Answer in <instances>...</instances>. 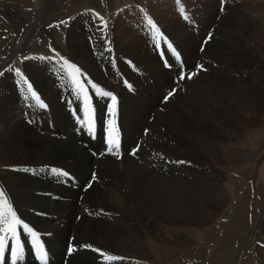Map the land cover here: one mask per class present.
I'll return each mask as SVG.
<instances>
[{"label": "rangeland", "instance_id": "rangeland-1", "mask_svg": "<svg viewBox=\"0 0 264 264\" xmlns=\"http://www.w3.org/2000/svg\"><path fill=\"white\" fill-rule=\"evenodd\" d=\"M75 1L48 0L47 5L37 15L36 7L44 4L40 0H0V110L9 114L13 107L14 115L19 117L22 127L28 133L26 139L32 145L31 148L51 151L52 158L49 157L47 161L52 163L54 169L69 172L67 174L71 176L73 182H70L68 188L56 184L54 181L64 176L55 175L51 172L53 168L50 167L37 168L38 170L29 174L35 179L52 181L51 183L65 188L66 191L76 192L74 201L70 204V219L61 218L59 215L55 216L56 221L61 222L58 227L66 226L63 221L68 222L71 227L72 232H69L70 235H66L70 237V244L67 245L59 230H55V234H45L39 233L40 230L31 226V229L38 234L39 241L19 227L17 229L18 239L24 251L23 260L18 264H38L35 262L30 248L32 239L36 242L35 253L39 254L40 243L44 245V250L49 257L48 264H65L69 259L70 262L79 264L77 258L83 252L87 253L86 264H261L264 261L262 259L264 258V151L257 160L258 163H255L253 173L250 172L251 168L248 169V166L241 163L245 161L244 158H250L249 155L252 159L264 142V137L261 138L264 134V60L261 61L257 57L251 60L259 68V72H253L252 75L249 73L250 70L243 74L230 72L228 66L217 65V62L213 63V67L210 68L207 50L209 45L214 46L216 39L222 37L217 29L219 21H222V17L225 15H231L230 12L237 9L239 3L244 4V7L238 9L239 12L242 11L228 24L232 26L228 34L230 39L227 38V40L231 44L236 36L242 34L243 29V34L248 37L253 35V42H256L257 36L263 37L261 42L263 44H259L264 46V22L263 28L250 25V23L264 21V0H179V2L178 0H98L102 4L105 2V7H96V9L83 8L88 5L86 0L78 1L79 3ZM56 2L62 8L72 6L73 2L76 3L72 8L74 16L54 20L51 13L55 15L62 10L61 8L56 9ZM158 7L161 9L156 10L155 8ZM181 8L184 10L183 14ZM35 12L37 19L32 28L33 32L30 31L29 26ZM83 13L90 16L83 15ZM255 13L258 14L256 18L253 16ZM77 16H81L80 20L84 22L88 20L93 22V24L88 23L91 28H88L86 32L81 30L84 35L87 33L84 39L86 44L88 43V53L92 65L88 68L85 66L82 68V65L66 54L62 46L55 43L56 40H53L51 34L54 30L60 32L63 25L65 30L75 31L77 35H80V31L77 29L80 27L75 24L80 21L75 20ZM185 16L188 19H185ZM117 19L122 20V25L130 28L129 31L123 30L124 35H128L127 40L113 38L114 30L120 29L117 27ZM149 19L160 30L161 35H164L161 43L165 47L168 44L175 46L184 56L185 62L190 64L188 74L198 71L197 65H202L205 70L198 71L193 79L185 78L173 82L172 71L174 68L165 72L157 58L151 57L155 39L150 38V35L146 33L152 29L148 23ZM105 22L107 24L105 34L98 40L97 35L100 28H104ZM89 33L93 34L92 37L88 35ZM121 41L125 45L121 46ZM33 42L34 44H32ZM21 47L25 53L14 54L9 59L8 52L16 48L19 50ZM83 47L86 50L85 44ZM7 61L8 63H6ZM65 61L67 63H64ZM17 69L32 85L33 91L40 98L39 102L28 96L26 85L21 87V76L17 73ZM30 69H33L34 77L28 73L27 70ZM35 75L43 82L38 83L37 87L34 86L35 83L37 84L34 79ZM205 77H215L217 89L212 92L208 91L207 96L204 97L203 94L200 96L199 91L202 88L198 89V86ZM43 86L44 89H42ZM39 89L42 92L38 94ZM47 89H51V92L48 93ZM173 89H175V94L160 103L165 91L168 90L167 94L165 93L167 97ZM103 92H109L111 96L116 97L115 116L109 111V105L113 103L111 96H103ZM242 92L249 94L243 101L244 105L237 99ZM25 97L31 101L30 115H27L28 108L24 107V103L27 101ZM178 98H181L182 102L189 100L194 103L198 107H196L197 115H201L202 120L217 125V129L221 128L222 131L224 127L222 124L227 122L228 125L225 126H230L229 129L233 133L235 131L239 134L241 138H238L237 134L235 139L231 140L226 134L208 129L203 121L197 118L202 134L201 141L217 146L219 152L221 148L226 150L227 164L216 166L204 152H199V158L195 159L185 148L183 150L179 148V150L170 153H164L161 150L164 147V142H167L168 147H172L171 145L175 146V141L159 137L160 128L163 131L164 128L159 127L161 123L157 120L161 114H165L166 106L174 105L172 103ZM75 102L82 107L92 105L99 111L98 118H104L103 121L108 124L110 136L118 135L120 152L117 157L95 158L84 148L83 144L84 147L81 145V142L85 140L82 133L77 135L80 129H76L77 125L66 110L68 104L73 107ZM39 104L44 106L40 107ZM239 105L240 107H238ZM185 110L187 117L194 120L195 117L187 105H185ZM104 112L107 113L104 115ZM219 113H223L225 119L221 122L216 118L214 120H217V123H215L212 118L220 117ZM248 116L257 120L246 125L249 128L247 133L248 130H240L238 127L244 119L249 118ZM112 120H115V125L109 123ZM175 121L177 119H173L171 123H176ZM234 125L237 128L233 131L231 126L235 127ZM228 132L230 131L228 130ZM256 136H259L260 145H257L256 139H253ZM9 137L10 134L0 137V142H4L5 138ZM123 147H125V151ZM136 149L138 150L133 154ZM247 150L246 156L241 153ZM190 151L192 152V150ZM82 152L91 156L85 177L76 169V165L78 167L83 165L80 159ZM167 161H185L187 163L177 164ZM248 163L250 162L248 161ZM110 167L116 174L121 173L118 177V181H121L120 184L114 183L112 176L107 177L103 174L104 168L111 170ZM93 175L96 176L95 181L92 179ZM102 180L105 182L103 183ZM143 183L149 184L146 185L145 193L141 195L139 202L135 201L132 194L141 193ZM85 184H91V186H87L85 189ZM129 186L130 188H128ZM193 188L199 189L194 192ZM173 193L176 196H173ZM4 199L8 201L6 195ZM167 203H169V207H167ZM11 205L13 207V204ZM154 205L156 206L154 207ZM167 209L172 211L167 212ZM4 211L8 215L7 204L4 205ZM19 213L18 210L17 217L23 219ZM178 213H181L183 218L204 213L209 222L186 220L177 223L175 221ZM44 217H48L52 221L50 215ZM22 221L29 224L30 227L28 221L25 219ZM83 221L90 225L94 224L93 227L106 226L115 230L117 234L115 240H120L117 247L110 248L105 243L102 246L92 237L90 238L92 243L81 240L76 235V229L77 226L82 225ZM144 222L148 223L144 224ZM5 235L8 233L5 232ZM29 236L32 237L28 241ZM179 236L181 242H176L175 238ZM69 247L74 249L71 254ZM93 249L97 251H93ZM146 250L149 256L141 257L140 253L146 252ZM6 251L7 255L11 253L10 246ZM157 254H161L163 263L160 262ZM107 255L122 259L107 261L105 259ZM5 262L10 264L7 258Z\"/></svg>", "mask_w": 264, "mask_h": 264}, {"label": "bare ground", "instance_id": "bare-ground-1", "mask_svg": "<svg viewBox=\"0 0 264 264\" xmlns=\"http://www.w3.org/2000/svg\"><path fill=\"white\" fill-rule=\"evenodd\" d=\"M48 0H40V2H44L43 6H38L36 7L37 10V15L39 13V11H41L43 9V7L46 4ZM55 1V0H54ZM75 1V0H74ZM81 0H77L75 2H78ZM84 2V0H82ZM144 1V0H141ZM86 2H88L87 7L83 6V8H91V9H96V7L98 8H103L104 3L102 4L101 1L98 0H86ZM79 3V2H78ZM111 3V2H110ZM146 3V2H145ZM87 4V3H86ZM49 5V4H48ZM76 5V3L73 2L72 6L70 7H65L62 8V6H60L58 4V2L55 3L56 9H62L60 11V13H56L55 15L53 13H51V17L54 20H58L59 18H65L68 16H74L72 13V8ZM111 5V4H110ZM114 4H112L113 6ZM247 5V4H245ZM161 6V5H160ZM54 7V6H53ZM114 7V6H113ZM244 4H238L237 9L233 10L230 12L231 15L229 16H224L222 17V21L220 20L218 23V27L217 29L219 30V35H221L222 37L218 38V40L216 39L214 46L211 44L208 47L207 50V57L209 58L208 61V66L210 68H212V64L217 62V65L220 66H228L230 72H238V73H245L248 70H250V74L252 75V73H257L259 72V68H257L252 62L251 60L254 57H257L259 59L264 60V46L261 45L263 43H261L263 41V37H261L260 35L257 36V40H255L256 42L252 41V36L249 35V37L245 34H243V29H242V34L236 36L233 40V42L230 44V42L228 41L230 38L228 37L229 34V29L232 25H228L230 24V22H232L233 18L236 17L237 15H239L238 9H243ZM47 8V7H46ZM67 8V9H66ZM97 8V9H98ZM230 8V7H229ZM228 8V9H229ZM156 10L161 9L160 7L155 8ZM189 9V8H188ZM55 10V9H54ZM63 11H66V13H63ZM78 11V10H77ZM245 11V10H244ZM36 12L34 13V18L32 20V22L30 23V31H33V27L35 25V21L37 19L36 16ZM113 13V12H112ZM28 15V14H27ZM32 15V14H31ZM41 15V14H40ZM82 15V14H81ZM83 15H89L87 13H83ZM127 15V14H126ZM257 13H255L253 16L256 18L257 17ZM42 16V15H41ZM90 16V15H89ZM40 17V16H39ZM94 17V16H92ZM107 17V16H106ZM109 18V17H108ZM111 18V17H110ZM249 18V17H248ZM81 16H77L75 18V20H80ZM252 20H254L253 18H251ZM111 20V19H110ZM118 20V19H117ZM176 20V19H175ZM250 20V18H249ZM248 20V22H249ZM261 20V19H260ZM41 21V20H40ZM180 21V20H179ZM124 22V21H123ZM184 22V21H182ZM258 22V21H257ZM250 23V25H257L259 28H263L262 24L264 21H261V23ZM88 23L93 24V22L91 20H88L87 22H84L82 20L78 21L77 23H75L77 26L80 27V29L77 27V29L80 31V35H77L75 31H71V30H65L64 26L62 25L61 27V31L57 32L56 30L52 31V38L53 40H56L55 43H59L63 50L66 52V54H68L72 59H74L78 64L82 65L84 68V66L86 68H88L89 66H92L90 63V56L88 53V48L87 44H86V40L85 38V34L81 31H87L88 28H91V26H88ZM185 23V22H184ZM129 24V23H128ZM232 24V23H231ZM249 24V23H248ZM90 25V24H89ZM141 25V24H140ZM144 25V24H143ZM101 26V25H100ZM66 27V26H65ZM112 27V26H111ZM116 27V25H115ZM117 27H119L120 29H116V31L114 30V34L115 36L113 38H124L127 40L128 35H124L125 33L123 32L124 29H126L127 31H129V27L122 25V20H118L117 21ZM247 28V27H246ZM67 29V28H66ZM104 28H100L99 33L97 35V39L99 40L100 36H104L105 34V30H103ZM113 29V28H112ZM110 29V30H112ZM76 30V29H75ZM41 31V30H40ZM260 31V30H258ZM34 32V31H33ZM42 32V31H41ZM40 33V32H39ZM113 33V32H112ZM38 34V33H37ZM47 35V34H44ZM89 36L93 34L89 33ZM38 36V35H37ZM36 37V36H35ZM40 37V36H39ZM38 37V38H39ZM45 37V36H44ZM48 37V36H46ZM62 37V40H61ZM255 37V36H254ZM34 38V37H33ZM228 38V40H227ZM49 39V38H48ZM256 39V37H255ZM250 40V42H248ZM123 41V40H122ZM121 41V46L125 45L124 43H122ZM191 41V39H190ZM186 42V41H185ZM7 43V42H6ZM85 44L86 50H84L83 44ZM183 43V42H182ZM261 43V44H259ZM13 44V42H12ZM34 44V42L32 43ZM31 44V45H32ZM29 45V46H31ZM186 45V44H185ZM133 47V46H132ZM140 47V46H139ZM19 48V47H18ZM129 48V47H128ZM137 48V47H136ZM153 48V47H152ZM126 49V48H125ZM189 49V48H188ZM187 49V50H188ZM31 51V49H29ZM142 50V49H141ZM154 50V49H153ZM24 49L21 47L19 50L16 49H11L8 54H9V59L12 58V56L14 54L17 53H22L24 54L25 52H23ZM125 53V52H124ZM142 55V54H141ZM155 51H152L151 53V57L156 59L155 56ZM128 58V57H127ZM70 59V58H69ZM71 60V59H70ZM9 61V60H8ZM8 61L6 63H8ZM246 62L245 64L242 63ZM158 63V62H157ZM53 64V63H52ZM72 64V63H71ZM207 64V63H206ZM26 65V62L24 63V66ZM156 65V64H155ZM52 66V65H51ZM80 67V66H79ZM49 69V68H48ZM51 69V67H50ZM94 69V68H93ZM161 69V67H160ZM95 70V69H94ZM28 73L30 75L33 74V69L27 70ZM91 72V71H90ZM39 73V72H38ZM92 73V72H91ZM33 76V75H32ZM45 76V75H44ZM34 77V76H33ZM53 77V76H52ZM43 78V77H42ZM37 84L35 83V87H37L38 83H43L42 81H40V79L37 77V75H35V78ZM55 80V79H54ZM34 83V81H33ZM51 87V86H50ZM49 87V88H50ZM200 89L199 93L200 96L203 94V96H207L208 91H214L217 89V80H215V77H205L204 81L201 82V84L198 86V89ZM46 88V87H45ZM53 88V87H52ZM225 88V87H224ZM42 89H44V86L42 87ZM221 89V88H220ZM223 90V89H222ZM62 91V90H61ZM42 90L39 89V93H41ZM47 92L50 93L51 89H47ZM210 92V93H211ZM227 92V91H226ZM234 93V91H233ZM237 93V92H236ZM87 94V93H86ZM215 94V93H214ZM232 94V93H231ZM230 94V95H231ZM52 95V93H51ZM156 95V94H155ZM249 94L247 92H242L241 94H239V102L243 104V101L247 98ZM56 96V94H55ZM58 96V95H57ZM214 96V95H213ZM51 97V96H50ZM231 97V96H230ZM207 98V97H206ZM223 98V97H222ZM25 99H27V101L24 103V107L28 108L27 109V115H30L29 111L31 110V101H28L29 98L25 97ZM55 99V98H54ZM230 99V98H229ZM209 100V99H208ZM227 100V99H226ZM225 101V100H224ZM223 102V101H221ZM174 105H168V107L166 106V108L164 109L165 114H161V116L158 118V122L160 121L161 126L159 125V127L164 128V131L161 130L158 133L159 137H166L168 139H172L173 141H175V146L171 145L172 147H168L167 142H164V147L161 149L164 153H170L176 150H179V148H181V150H183L185 148V150L192 155L195 159H198V153L199 152H204L207 157L210 158L211 162L213 164H215L216 166L218 165H224L227 164L228 158L225 156L226 150L221 148V151H218V147L211 145L209 143H204L202 142V134L201 131L199 129V125H198V119H201V115H197L196 113V109L198 108L197 106L194 105V103L190 102L189 100H186L185 102H182L181 98H178V100H176L174 103H172ZM181 104V105H178ZM214 104V103H213ZM230 104V103H229ZM233 104V103H232ZM185 105H187V107L189 108V110L193 113L195 119L191 120L189 117H187V113L185 110ZM234 105V104H233ZM236 105V104H235ZM197 107V108H196ZM240 107V105L238 106ZM244 107V106H243ZM246 107V106H245ZM12 108L10 109L11 113H4L2 110H0V137L5 136L6 134H10L9 138H5L4 142H0V190H2L4 192V194L7 196L8 201L13 204L12 209L17 212L19 210V215H21V217L23 219H25L26 221H28L30 223V228L31 226H35L39 231V233H45V234H55L56 232H54L55 230L61 233V235L65 238V242L68 244H70V237L66 236V235H70L69 232H72L71 227L69 226L68 222L63 221V223L66 225L65 227H58L59 225H61V222L58 223L56 221V215H59L61 218L62 217H66L67 219H70L71 217V212H70V204H72V202L74 201V197H75V193L66 191L65 188L63 189L62 187H59L57 185H55L54 183H51L45 180H41L39 178H33V176H31L29 173L36 171L37 168H55L54 166H52V163L47 161L48 158H52L53 154L51 151H45L41 149H35L31 148L32 145H30V143L27 142V132L25 131V128L22 127L21 125V121L19 119L18 116H15ZM53 108V107H52ZM57 108V107H56ZM121 108V107H120ZM127 108V107H126ZM216 108V107H215ZM59 110V109H58ZM198 110V109H197ZM163 111V110H161ZM212 111V110H211ZM156 112V111H155ZM134 113V112H133ZM148 113V112H147ZM125 114V113H124ZM158 114V113H157ZM200 114V113H199ZM212 114V113H211ZM220 117H216L212 118V120L218 118L221 120V122H223V119H225V115L223 113H219ZM249 115V114H248ZM24 116V115H22ZM247 116V115H246ZM14 117V118H13ZM132 117V116H131ZM249 117V116H248ZM40 118V117H39ZM155 118V117H154ZM198 118V119H197ZM204 118V116H203ZM173 119H177V121H175L176 123H171V121ZM257 119L256 118H252L251 116L249 118H246L243 120V122H241V124H239V129H246L248 130L247 133L249 132V128L248 126H246L247 124L250 123H254ZM204 125L212 130V131H219L222 134H226L227 137L231 140L235 139V136L238 134L236 133L234 130H236V125H234L235 127L231 126V129H233L234 133L232 132V130L229 129V127H226L225 125L228 123L226 122V124H222L223 130L221 131L220 129H217V125L215 124H210L205 120H202ZM215 123H217V120H214ZM220 122V121H219ZM166 123V124H165ZM234 123V122H233ZM134 124V123H133ZM10 125V127H8ZM221 126V124H220ZM28 127V126H27ZM212 127V128H211ZM263 128V127H262ZM228 130L230 132H228ZM163 131V132H162ZM246 133V132H245ZM157 135V136H158ZM246 135V134H245ZM258 135V133H257ZM264 137V134H262ZM32 136V135H31ZM250 136V134H249ZM158 137V138H159ZM239 134H238V138H239ZM246 137H248L246 135ZM251 137V136H250ZM259 137V136H258ZM257 136L253 139H256V143L257 145H260L259 142V138ZM29 138V137H28ZM157 138V139H158ZM159 138V139H160ZM241 138V137H240ZM244 138V137H243ZM263 139V138H262ZM261 139V140H262ZM245 140V139H244ZM249 140V138H248ZM155 141V140H154ZM32 142V140H31ZM72 142V141H71ZM254 142V143H255ZM33 143V142H32ZM156 143V142H155ZM174 143V142H173ZM255 143V144H256ZM262 143V142H261ZM157 144V143H156ZM155 145V144H154ZM174 146V147H173ZM38 147V146H37ZM261 147V148H260ZM257 150V152H255V156L251 159V156L249 155L250 158H244L245 161L243 163H241L242 165L248 166V169L251 168V173H253V169L255 168V163H258V159L259 157L262 155L263 151H264V142L262 144V146H260ZM53 149V148H52ZM257 149V148H256ZM55 150V149H54ZM192 150V152L190 151ZM30 152V153H29ZM59 152V151H58ZM231 153H233L232 151H229ZM31 155L30 157L28 156L29 154ZM235 153V152H234ZM240 153V152H237ZM244 155L246 153H248V150L246 152H241ZM57 154V153H56ZM254 154V153H253ZM252 154V156H253ZM51 155V156H50ZM58 156V155H55ZM246 156V155H245ZM34 157V158H33ZM31 158V159H30ZM64 158V157H63ZM59 159V158H58ZM80 159L82 160L83 165L78 167L76 165V169L81 172L82 174H84V177L87 176V169L89 167V164L91 162V156H89L86 152L83 153L82 152V156L80 157ZM50 160V159H49ZM68 160V159H67ZM53 161V159H52ZM248 161L250 163H248ZM60 162V161H58ZM63 162V161H61ZM242 162V161H241ZM118 164V163H117ZM130 164V163H129ZM61 165V164H60ZM105 165V164H104ZM103 165V167H104ZM122 165V163H121ZM72 167V165H70ZM109 167V166H108ZM70 168V167H69ZM74 168V167H72ZM101 168V167H100ZM111 170H109L108 168L102 171L103 174H105L107 177L112 176V179L114 181V183H121V181H118V177L121 175V173L116 174L115 172H113L112 167H110ZM115 168V167H114ZM242 168V167H241ZM99 169V168H98ZM38 170V169H37ZM47 170V169H46ZM62 170V169H61ZM76 170V171H77ZM100 170V169H99ZM119 171V169H117ZM70 171V170H67ZM116 171V170H115ZM122 171V170H120ZM52 172V171H51ZM64 172V171H63ZM66 172V171H65ZM248 172V171H247ZM69 173V172H67ZM32 174V173H31ZM141 174V173H140ZM252 175V174H251ZM141 176V175H140ZM36 177V176H35ZM147 177V175H146ZM249 177V176H248ZM79 178V177H78ZM102 178V177H101ZM247 178V176H246ZM107 179V178H106ZM146 179V178H145ZM73 180V179H72ZM154 180V179H153ZM80 181V180H79ZM103 183L105 182L104 180H102ZM149 181V180H148ZM151 181V180H150ZM149 181V182H150ZM159 181V180H157ZM145 182H147L145 180ZM153 182V181H152ZM162 182V181H161ZM166 182V181H165ZM135 183V182H134ZM156 183V182H154ZM101 184V183H99ZM149 183H143L142 185V189H141V193H133L132 196L134 198L135 201H138L141 197V195L145 190L146 185ZM159 184H162L159 182ZM158 184V185H159ZM129 185V184H127ZM135 185V184H133ZM157 185V186H158ZM73 186V185H72ZM101 186V185H100ZM152 186V185H151ZM166 186H168L166 184ZM153 187V186H152ZM155 187V186H154ZM171 187V186H170ZM130 188V186L128 187ZM168 188V187H167ZM185 188V187H184ZM135 190V187L133 188ZM137 189V188H136ZM139 189V187H138ZM164 189V188H163ZM166 189V188H165ZM171 189V188H170ZM194 192H197L199 188H193ZM97 190V189H96ZM95 190V191H96ZM146 190H148L146 188ZM157 190V189H156ZM169 190V189H168ZM192 190V189H191ZM155 191V190H154ZM162 191V190H161ZM207 191V190H206ZM138 192V191H137ZM148 192V191H147ZM163 193V192H162ZM166 193V191H165ZM200 193V192H199ZM204 193V192H203ZM92 194V193H91ZM148 194V193H147ZM150 194V193H149ZM190 194V193H189ZM201 194V193H200ZM207 194V193H206ZM86 195V194H85ZM146 195V194H144ZM156 195V194H155ZM172 195V194H171ZM175 194L173 193V196ZM194 195H197L194 193ZM199 195V194H198ZM152 196V195H151ZM154 196V194H153ZM152 196V197H153ZM172 196V197H173ZM176 196V195H175ZM158 197V196H157ZM163 197V196H162ZM169 197V196H168ZM209 197V196H208ZM144 198V197H143ZM165 198V197H163ZM203 198V197H202ZM201 198V199H202ZM210 198V197H209ZM92 199V198H91ZM90 199V200H91ZM151 199V198H148ZM168 199V198H167ZM177 199V198H175ZM185 199V198H184ZM205 199V198H203ZM153 199H151L152 201ZM157 200V199H156ZM165 200V199H164ZM174 200V199H173ZM194 200V199H193ZM196 200V199H195ZM209 200V199H208ZM144 201V200H143ZM139 202V201H138ZM158 202V200H157ZM143 203V202H141ZM160 203V202H159ZM171 203V202H170ZM140 204V203H139ZM161 204V203H160ZM169 203H167L166 205H168ZM174 204V203H173ZM173 204H171L173 206ZM215 204V203H214ZM164 205V204H163ZM144 206V205H143ZM156 205H154L155 207ZM178 206V205H176ZM205 206H207L205 204ZM169 207V205L167 206ZM166 207V208H167ZM179 207V206H178ZM6 208V207H5ZM172 208V207H171ZM176 208V207H175ZM210 208V207H209ZM157 209V208H156ZM165 209V207H164ZM180 209V208H179ZM208 209V208H206ZM154 210V208H153ZM160 210V209H159ZM168 210V209H167ZM176 210V209H175ZM178 210V209H177ZM182 210V209H181ZM216 210V209H215ZM149 211V210H148ZM172 211V210H168L167 212ZM204 211V210H203ZM207 211V210H206ZM45 212H47V214H44ZM181 212V211H180ZM186 212V209H185ZM52 219V221L48 218V217H44V216H49ZM159 213V211H158ZM172 213V212H171ZM175 213V212H174ZM209 213V211H208ZM153 214V213H152ZM169 214V213H168ZM7 215V213L5 214ZM9 215V214H8ZM7 215V216H8ZM18 215V216H19ZM164 215V214H163ZM177 215V214H176ZM143 216V215H142ZM175 216V215H174ZM208 216V215H207ZM10 218V217H9ZM60 218V219H61ZM168 218V217H167ZM21 219V220H23ZM54 219V221H53ZM85 219V216H84ZM164 219V218H163ZM170 219V217H169ZM167 219V220H169ZM58 220V219H57ZM148 220V219H146ZM186 220H193L195 222H199V221H203L206 220L209 222V219L204 215V213L202 215L199 214H195L190 216L189 218H183L181 213H178V217L176 219L175 222H185ZM25 221V222H26ZM27 222V223H28ZM173 222V220H172ZM192 222V221H191ZM81 223V222H80ZM148 222H144V224H147ZM171 223V222H170ZM76 224V223H75ZM29 225V224H28ZM79 225V224H78ZM94 224H88L87 222L82 223V225L77 226L76 229V235L78 237L81 238V240H85L86 242L92 243V240L90 239L91 237L96 239V241H98L102 246L104 245V243L109 246L110 248L113 247H117V243L120 240H115L117 234L115 230H111L106 226H101V227H93ZM102 225V224H101ZM187 225V224H186ZM196 225V224H195ZM64 226V225H63ZM149 226V225H148ZM182 226V225H181ZM184 226V225H183ZM182 226V227H183ZM199 226V225H198ZM76 227V226H74ZM7 228V227H6ZM151 228V227H150ZM162 230V229H160ZM164 230V229H163ZM36 231V229H35ZM52 231V232H51ZM74 232V230H73ZM164 232V231H162ZM167 232V231H166ZM7 233V231H6ZM36 233V232H35ZM25 234V233H24ZM120 234V233H119ZM155 234V233H154ZM157 234V233H156ZM161 234V233H160ZM163 234V233H162ZM167 234V233H166ZM21 235V234H20ZM164 235V234H163ZM19 236V235H18ZM60 236V235H59ZM76 236V237H77ZM77 237V239H78ZM163 237V236H162ZM49 239V237H47ZM113 238V239H112ZM159 238V235H158ZM165 238V236L163 237ZM24 239V238H23ZM42 239V238H41ZM46 239V238H45ZM128 239V238H125ZM27 240V239H25ZM175 240H177L176 242H181V237L179 236L178 238H175ZM29 241V240H28ZM40 241V240H39ZM77 241V240H76ZM79 241V240H78ZM130 241V240H129ZM135 241V240H134ZM166 241V240H165ZM123 242V240H122ZM76 243V242H75ZM132 243V242H129ZM134 243V242H133ZM166 243V242H165ZM124 244V243H123ZM137 244V243H134ZM200 244V243H198ZM197 244V245H198ZM62 245V244H61ZM128 245V244H127ZM131 245V244H130ZM129 245V246H130ZM149 245L151 246L150 242ZM78 246V245H77ZM179 247V245H177ZM100 247V246H99ZM120 247V246H119ZM131 247V246H130ZM149 247V246H148ZM45 248V247H44ZM60 248V247H59ZM64 248V246H63ZM152 248V247H150ZM185 248V246H184ZM132 249V248H131ZM172 249V248H171ZM59 250V249H58ZM61 250V249H60ZM120 250V249H119ZM144 250V249H143ZM11 251V250H10ZM55 251V250H53ZM52 251V252H53ZM124 251V250H123ZM135 251V250H134ZM9 252V251H8ZM81 252V251H80ZM140 252V251H139ZM156 254V252H154ZM160 253V252H159ZM26 254V253H25ZM79 254V253H78ZM152 254V253H150ZM57 255V254H56ZM159 255V259L161 260L160 262H164L161 259V254H157ZM264 255V254H263ZM141 257L146 258V256H149V253L147 252H141L140 253ZM34 258V257H33ZM57 258V257H56ZM55 259V257H54ZM66 259V258H65ZM79 260V264H86L87 261V253L83 252L79 258H77ZM264 259V258H262ZM8 260V259H7ZM62 260V259H61ZM67 260V259H66ZM32 261V259H31ZM55 261V260H54ZM167 261V258H166ZM227 261V260H226ZM36 262V261H35ZM5 264L7 262H4ZM263 262H261V264H263ZM30 264V263H29ZM33 264V263H32ZM65 264H74L73 262H70V259L65 263Z\"/></svg>", "mask_w": 264, "mask_h": 264}, {"label": "snow or ice", "instance_id": "snow-or-ice-1", "mask_svg": "<svg viewBox=\"0 0 264 264\" xmlns=\"http://www.w3.org/2000/svg\"><path fill=\"white\" fill-rule=\"evenodd\" d=\"M179 2V0H178ZM183 8H181V13L183 14ZM185 19H188L187 16L184 17ZM102 19V18H100ZM64 23V22H62ZM148 23L152 26L153 29V38L155 39L157 46L160 45L161 40H162V35L160 33V30L156 27V25L152 22L151 19L148 20ZM107 28V24L106 22L104 23V29L106 30ZM164 43H167V41H164ZM169 48H172L171 44H168ZM173 51H175L173 49ZM177 60L180 59L179 55L177 54L176 56ZM64 63H67V61H65ZM74 67V66H73ZM197 69L198 71H202L205 70L203 69L202 65H197ZM198 71H194L190 74H188L187 76H185L184 73H181L180 75V79L184 80L185 78L187 79H193L197 74ZM77 72H79V69H77ZM17 73L20 74V70L17 69ZM21 76V87H23L24 85H26V93L28 94V96H30L32 99L36 100L37 102H39V97L37 96L36 92L33 91V87L32 85L27 81V79H25L23 77L22 74H20ZM175 94V89H173L171 92H169L168 96L165 97V100H168L172 95ZM103 96H111V93L109 92H103L102 93ZM111 99L113 101L112 104L109 105V111L113 114V116H115V102H116V97L115 96H111ZM40 107H43V104H39ZM110 124L115 125V120L109 121ZM88 131L90 133H93V129L91 127H89ZM118 131V130H117ZM138 149L133 151V154H135V152ZM107 151L109 153H111L112 155L118 156L119 152H120V142H119V138L118 135L115 136L113 139L108 140V149ZM163 159V157H162ZM168 163H177V164H184L187 163L185 161H167ZM52 172L57 175V176H64L67 177L68 174L66 172L57 170V169H52ZM93 181L96 180V176L93 175ZM89 187L91 186V184L88 185ZM5 194L0 191V264H4L5 260H6V250L9 248L10 246V250H11V261L12 264H18L19 261L23 260V246L20 243L19 239H18V232L17 229L19 227H22L24 230H26L27 233H29L30 235L34 236L37 238V240H39L38 234H36L26 223H24L20 218L17 217L16 212L12 209V205L10 202H8L6 199H4ZM7 204L8 206V216L5 215V211H4V205ZM10 217V219H9ZM6 226H7V233L8 235H5L6 232ZM34 247H36V245H34ZM74 251V249L72 247H69V253L71 254ZM93 251H97L96 249H93ZM38 252H39V258L41 260V264H47V252L44 250V245L42 243L39 244L38 246ZM105 259L107 261H118L121 260V257H117V256H112V255H107L105 256Z\"/></svg>", "mask_w": 264, "mask_h": 264}]
</instances>
